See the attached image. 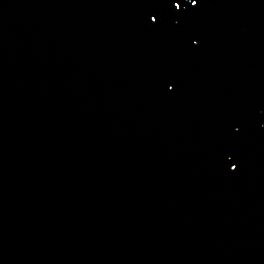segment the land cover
I'll return each instance as SVG.
<instances>
[{
	"label": "water",
	"instance_id": "water-1",
	"mask_svg": "<svg viewBox=\"0 0 264 264\" xmlns=\"http://www.w3.org/2000/svg\"><path fill=\"white\" fill-rule=\"evenodd\" d=\"M0 264H264V0H0Z\"/></svg>",
	"mask_w": 264,
	"mask_h": 264
},
{
	"label": "snow or ice",
	"instance_id": "snow-or-ice-1",
	"mask_svg": "<svg viewBox=\"0 0 264 264\" xmlns=\"http://www.w3.org/2000/svg\"><path fill=\"white\" fill-rule=\"evenodd\" d=\"M193 2L195 3V0H193ZM233 166H235V165H233Z\"/></svg>",
	"mask_w": 264,
	"mask_h": 264
}]
</instances>
